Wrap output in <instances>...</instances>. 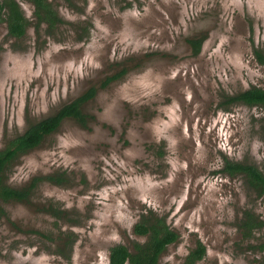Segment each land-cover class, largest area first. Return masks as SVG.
I'll return each instance as SVG.
<instances>
[{
  "label": "rangeland",
  "instance_id": "1",
  "mask_svg": "<svg viewBox=\"0 0 264 264\" xmlns=\"http://www.w3.org/2000/svg\"><path fill=\"white\" fill-rule=\"evenodd\" d=\"M17 1L32 25L17 41L0 22V148L97 91L85 126L66 118L7 170L17 188L64 181L0 200V264H109L114 244L144 239L133 228L147 209L179 234L161 264H184L198 241L196 264H264V225L248 237L241 227L247 211L264 220V195L223 171L228 158L264 172V106L222 103L264 88V0H49L64 20L51 33L36 28L32 1ZM51 203L73 220L54 223ZM62 231L76 239L69 259Z\"/></svg>",
  "mask_w": 264,
  "mask_h": 264
},
{
  "label": "trees",
  "instance_id": "2",
  "mask_svg": "<svg viewBox=\"0 0 264 264\" xmlns=\"http://www.w3.org/2000/svg\"><path fill=\"white\" fill-rule=\"evenodd\" d=\"M34 4V16L36 19V28L47 24L48 32L51 33L54 27L59 23H63L57 10L53 7L49 0H30ZM69 3L71 0H67ZM72 4V2H71ZM0 22L6 23L9 37L15 38L17 41L24 38L27 34L28 27L32 22L26 17L24 10L17 0H0ZM85 31H89L86 27ZM84 34L79 36L83 39ZM195 53L201 50L203 38L195 37L188 40ZM17 45V44H15ZM16 50L25 48H16ZM256 56L260 63L264 64V52L259 49L255 50ZM126 69L121 72L108 76L103 82L106 86L109 82L115 80L123 74ZM97 89L91 87L83 95L62 105L58 111L45 118L40 119L28 126L21 134L14 137L10 143L0 148V200L3 201H27L40 180L64 181L62 175H49L34 178L30 186L17 188L5 183L6 172L10 168L12 162L22 153L32 150L39 146L46 136L55 132L66 118H74L80 124H87L88 115L83 111V104L92 99L96 94ZM234 102H242L248 106H264V88L252 87L245 89L235 96H225L223 105ZM163 154L162 151H160ZM223 171L234 176L240 174L249 188L259 197L264 195V172L255 164L248 161H231L225 158V166ZM46 210L54 218V223L62 224L65 221L71 222L73 219L67 216L66 210L57 204H50ZM4 209L0 205V216ZM74 225H80V221L73 222ZM264 225V220L257 217L252 211H247L245 218L241 222V227L248 237L254 228ZM133 231L135 235L143 237V240L133 241L131 245L125 243L114 244L110 248L109 264H161L160 259L165 250L172 244L178 241L179 234L169 225L166 215L160 214L152 209L143 210L139 220L135 223ZM42 237L48 238L49 233L33 231ZM52 237V236H51ZM60 238L65 239L63 246L58 248V253L70 258L69 252H72L73 244L76 239L73 234L62 231ZM206 246L203 242L198 241L196 247L187 255L184 264H196L206 255ZM69 251L68 254L65 253Z\"/></svg>",
  "mask_w": 264,
  "mask_h": 264
}]
</instances>
